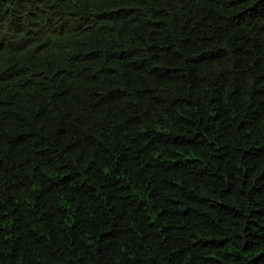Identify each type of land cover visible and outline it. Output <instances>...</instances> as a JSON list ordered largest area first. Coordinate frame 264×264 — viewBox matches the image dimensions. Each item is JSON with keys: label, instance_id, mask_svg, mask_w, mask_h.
Instances as JSON below:
<instances>
[{"label": "trees", "instance_id": "obj_1", "mask_svg": "<svg viewBox=\"0 0 264 264\" xmlns=\"http://www.w3.org/2000/svg\"><path fill=\"white\" fill-rule=\"evenodd\" d=\"M0 264H264V0H0Z\"/></svg>", "mask_w": 264, "mask_h": 264}]
</instances>
